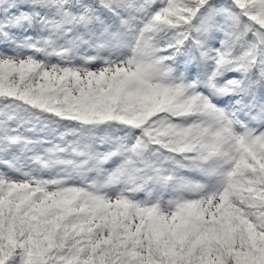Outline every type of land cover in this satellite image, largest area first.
<instances>
[{"label": "snow or ice", "instance_id": "obj_1", "mask_svg": "<svg viewBox=\"0 0 264 264\" xmlns=\"http://www.w3.org/2000/svg\"><path fill=\"white\" fill-rule=\"evenodd\" d=\"M0 264H264V0H0Z\"/></svg>", "mask_w": 264, "mask_h": 264}]
</instances>
